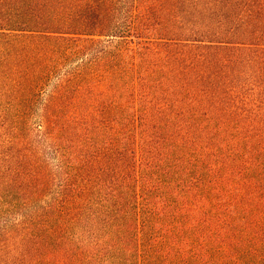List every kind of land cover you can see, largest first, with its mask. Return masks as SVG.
Segmentation results:
<instances>
[{
    "label": "trees",
    "instance_id": "obj_1",
    "mask_svg": "<svg viewBox=\"0 0 264 264\" xmlns=\"http://www.w3.org/2000/svg\"><path fill=\"white\" fill-rule=\"evenodd\" d=\"M0 264H264V0H0Z\"/></svg>",
    "mask_w": 264,
    "mask_h": 264
}]
</instances>
